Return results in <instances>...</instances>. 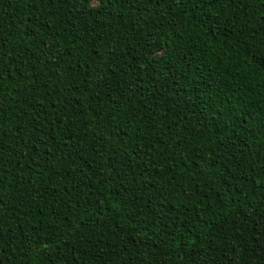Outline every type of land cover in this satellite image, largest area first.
Here are the masks:
<instances>
[{"label":"trees","instance_id":"obj_1","mask_svg":"<svg viewBox=\"0 0 264 264\" xmlns=\"http://www.w3.org/2000/svg\"><path fill=\"white\" fill-rule=\"evenodd\" d=\"M264 0H0V264H264Z\"/></svg>","mask_w":264,"mask_h":264},{"label":"snow or ice","instance_id":"obj_2","mask_svg":"<svg viewBox=\"0 0 264 264\" xmlns=\"http://www.w3.org/2000/svg\"><path fill=\"white\" fill-rule=\"evenodd\" d=\"M261 63L264 64V58H262Z\"/></svg>","mask_w":264,"mask_h":264}]
</instances>
